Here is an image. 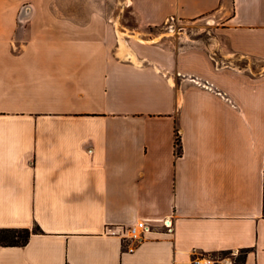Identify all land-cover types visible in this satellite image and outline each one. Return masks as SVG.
<instances>
[{
	"label": "crops",
	"instance_id": "0c3cea01",
	"mask_svg": "<svg viewBox=\"0 0 264 264\" xmlns=\"http://www.w3.org/2000/svg\"><path fill=\"white\" fill-rule=\"evenodd\" d=\"M121 1L132 32L102 0H0V228L41 229L0 264H264V0ZM208 15L212 43L133 38Z\"/></svg>",
	"mask_w": 264,
	"mask_h": 264
},
{
	"label": "rangeland",
	"instance_id": "374dc122",
	"mask_svg": "<svg viewBox=\"0 0 264 264\" xmlns=\"http://www.w3.org/2000/svg\"><path fill=\"white\" fill-rule=\"evenodd\" d=\"M102 7L106 10L110 22L118 31L127 29L132 32L137 27V21L126 5L121 0H102ZM219 19L213 15H208L198 21H182L171 19L160 27H152L144 30L140 38L149 41V44L155 45H201L204 42L212 43L216 40L214 27L217 26ZM127 34V33H126ZM132 35V34H131ZM128 39L132 38L127 36ZM152 41H154L152 43ZM218 259L229 260L234 263L231 256H220ZM240 261L239 259L237 260Z\"/></svg>",
	"mask_w": 264,
	"mask_h": 264
},
{
	"label": "trees",
	"instance_id": "16d2710c",
	"mask_svg": "<svg viewBox=\"0 0 264 264\" xmlns=\"http://www.w3.org/2000/svg\"><path fill=\"white\" fill-rule=\"evenodd\" d=\"M177 154L181 153V138L177 136ZM41 232L39 227L30 228H0V245L3 247H20L29 243L33 234ZM244 258V257H243ZM234 264H244V259Z\"/></svg>",
	"mask_w": 264,
	"mask_h": 264
},
{
	"label": "built area",
	"instance_id": "2783aa9c",
	"mask_svg": "<svg viewBox=\"0 0 264 264\" xmlns=\"http://www.w3.org/2000/svg\"><path fill=\"white\" fill-rule=\"evenodd\" d=\"M152 220L150 219H142L141 221L137 222L135 225H131L128 227H124V233L127 235V237L131 240H133V243H131L129 250L133 251L135 246L139 243H141L147 236V234H150L153 232L154 225ZM163 225L166 227L168 232H172L174 229V223L173 220L168 218L161 221Z\"/></svg>",
	"mask_w": 264,
	"mask_h": 264
},
{
	"label": "bare ground",
	"instance_id": "6f19581e",
	"mask_svg": "<svg viewBox=\"0 0 264 264\" xmlns=\"http://www.w3.org/2000/svg\"><path fill=\"white\" fill-rule=\"evenodd\" d=\"M120 33H121V32H120ZM123 36H124V37H127L128 34H123V35L121 34L122 43H125V41L123 40ZM133 38H135V39H139V40L141 41V43H148V42H149V41H146V40L140 38L139 35H134ZM153 42H154V41H152V43H153Z\"/></svg>",
	"mask_w": 264,
	"mask_h": 264
}]
</instances>
